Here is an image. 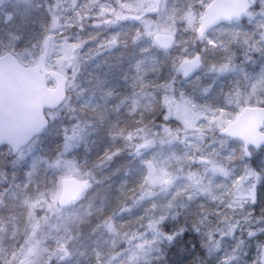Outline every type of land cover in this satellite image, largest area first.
<instances>
[{
	"label": "snow or ice",
	"instance_id": "6c2138e0",
	"mask_svg": "<svg viewBox=\"0 0 264 264\" xmlns=\"http://www.w3.org/2000/svg\"><path fill=\"white\" fill-rule=\"evenodd\" d=\"M0 264H264V0H0Z\"/></svg>",
	"mask_w": 264,
	"mask_h": 264
}]
</instances>
